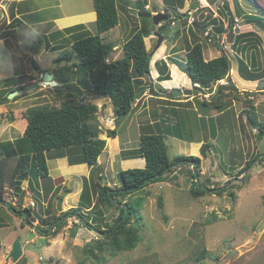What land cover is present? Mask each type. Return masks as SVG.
<instances>
[{"label": "rangeland", "instance_id": "rangeland-1", "mask_svg": "<svg viewBox=\"0 0 264 264\" xmlns=\"http://www.w3.org/2000/svg\"><path fill=\"white\" fill-rule=\"evenodd\" d=\"M179 1L182 2L181 8L174 5V2ZM179 1L118 0V26L101 35L105 42H111L114 47L109 60L122 57V45L131 32L144 28L150 32L145 38V47L152 57V82L158 81L159 75L155 78L157 72L169 74L170 80H173L176 77V73L172 77L174 66L186 73V52L194 43L202 44L206 60L221 55L214 41L206 36L209 32H215L219 24L225 29L222 39L226 44L222 45V50L231 60L230 77L237 88V92L232 94L225 92L223 99L226 105L223 110L220 112L212 108H200L198 101L209 100L218 92L220 86L228 84L227 79L208 88L200 87L196 94V91L190 89V96L172 98L168 94L152 95L149 90L151 78L146 76L142 79L144 92L142 91L135 102L133 112L130 116L119 119H115L108 99L96 98L83 91L84 98L81 102L97 106L96 118L101 132L99 138L106 142L95 166L96 174L90 177V168L85 164L73 168L67 159L64 162L56 161L57 152L51 151L47 160L51 178H37L33 163H29L26 179L20 182V187L25 192L23 197L19 195L21 200L14 192L15 181L19 180L15 175L19 150L14 141L22 136L26 125L23 115L33 106H59L70 93L66 86H78V75L72 71V65L78 63V60L70 45L72 36L64 30L82 24L88 32L81 30L80 33L85 32L81 34L86 36L95 35L96 27L91 16L94 11L92 0H40L27 5L23 2L22 7L33 10L29 17L23 18L25 23L19 20L27 28L21 26L18 19L13 20L10 17L12 0L0 2V81L16 75H26L21 82L26 87L34 86L28 92L9 99L8 103L0 106V264L83 262V247L99 237V234L88 230L75 217L66 219L54 236L52 233L56 230L55 227H52L49 235L40 232L38 228L45 229L46 220L53 221L62 212L77 207L84 183L88 184L93 180L101 186L117 188L120 183L117 177L119 172L143 169V159H124L130 152L138 150L139 136L144 134V127H148L150 133H163L166 136L171 159L178 155L196 156L200 159L199 168L194 170L199 171V183L211 188L226 187L227 192L222 195L210 193L193 197L190 193V173L193 169L184 165L180 169L175 168L174 173L168 175L163 182L148 186L142 193L134 192L125 199L123 195L118 196V201L123 203L142 198L140 220L132 217V224L140 227V241L131 252H123L113 257L105 254L102 264H264V136L257 138L252 125V122L264 123V30L258 24L244 25L243 18L235 14L236 10L242 15L252 14L264 18L258 12H264V0ZM147 7L149 10H146ZM155 10L167 15L169 22H173H162L154 26L151 19L132 14V11H137L153 15ZM76 13H82L84 21L74 25H61V29L52 27L56 25L51 20L53 17ZM229 15L233 17V22L234 18L238 19V28L235 27V22L229 28ZM49 21L52 23H48ZM213 21L216 24H212ZM261 22L264 25V19ZM196 23L205 24V29L196 27ZM161 25H167L165 32L159 30ZM31 32L40 39L38 53L34 57L40 68L37 72L32 69V55L28 49L31 45ZM55 32H60L61 35H53ZM153 32L163 36L157 49L155 47L158 39L152 36ZM247 32L255 33L260 39V45L257 50L242 58L249 63L255 57L262 68L259 81H249L248 84L244 83L248 81L237 71L241 54L232 48L233 37ZM63 38L70 40L63 43ZM58 44L65 46L60 50L47 48L48 45L52 47ZM61 55L68 56V60L56 62ZM164 65L167 66V71ZM65 68L68 71L60 77L61 69ZM43 71L49 72L54 79L62 82H57L61 89L45 86L42 81L43 74H40ZM10 116L14 118L12 123ZM178 121L177 128L175 125ZM175 127L182 138L193 139L199 143L175 138L172 135L177 134ZM109 131H115L116 137L109 138ZM203 143L212 145L206 157L200 152ZM13 151L17 155L11 156ZM256 155L257 159L251 164L245 178L241 171ZM56 190L58 191L55 195L53 193ZM231 192L234 198L230 197ZM159 199L162 200V208L158 205ZM59 201L61 212L58 211ZM7 202L17 209L30 207L32 217L29 218V223L32 226L23 217L16 216L9 210L5 205ZM102 213L108 224H112L118 216V211L114 208L103 209ZM88 214L90 218L95 217L92 212ZM17 237L20 238L22 255L13 263L10 253ZM202 249L205 250L203 256ZM86 264L94 262L86 261Z\"/></svg>", "mask_w": 264, "mask_h": 264}, {"label": "trees", "instance_id": "trees-1", "mask_svg": "<svg viewBox=\"0 0 264 264\" xmlns=\"http://www.w3.org/2000/svg\"><path fill=\"white\" fill-rule=\"evenodd\" d=\"M117 3L118 0H92L93 10L96 14L94 22L96 27L95 35L84 36V34H81L88 32L82 24L64 30L68 35L72 36L70 45L75 58L78 60V63L72 65V71L78 75V86H66L70 93L68 94V98L61 102L59 106H33L25 111L23 118L26 125L22 136L14 141L19 150L17 172L15 174L19 177V180L15 181L14 192H16L20 200L25 193L20 187V182L26 179V168L29 163H33L37 178L42 180L49 178L47 160L48 153L51 151L57 152V159L66 157L70 166L87 165L90 168V177L96 174L95 166L105 148L106 142L99 138L101 132L96 118L97 106L85 101L81 102V99L84 98L83 91L96 98L108 99L112 105L115 119L130 116L135 102L138 100L140 94H142V91L144 92L145 87L143 86L142 79L149 76L152 58L145 47V38L150 35L149 30L141 28L132 31L122 45V57L112 61L109 60V57L114 47L111 42H105L101 37L102 34L118 26ZM174 5H178L177 8H181L182 2H174ZM258 12L264 15L262 10H258ZM235 14L237 17L243 18L244 25L254 26V24H258L264 30L263 22H261V19L264 18L252 14L242 15L236 10ZM228 20L229 28H232L234 23L233 17L229 15ZM18 22L21 26L27 28L19 19ZM172 22L173 20H170L167 23L171 24ZM215 22L213 21L212 24H216ZM196 27L205 29L206 25L196 23ZM166 28L167 25H161L159 30L165 32ZM81 30H85V32L80 33ZM224 32L225 29L218 24L215 32H209L207 36L208 39L214 41L216 48L221 52L220 56L206 60L203 56L202 44L196 42L187 50L185 64V71L191 82L193 84L198 83L202 88H208L218 81L227 79L228 84L220 86L218 92L209 100L198 101L200 108H212L220 112L223 110L224 105H226L223 99L225 92L231 94L232 92H237V88L230 77V71L232 70L231 60L222 50L218 39L215 37L216 35L221 36ZM29 34L31 43H36L40 46L38 35L33 32ZM53 35L60 36L61 33L55 32ZM69 40L63 38L62 42L68 43ZM259 45L260 39L253 32L238 33L233 37L232 48L241 54V57L238 58L237 71L244 80L248 81L244 82L246 84L249 81H259L262 75L260 74L262 68L255 57L248 63L242 56L257 50ZM62 46L65 45L58 44L52 47L48 45L47 48L60 50ZM67 60L68 56L61 55L56 59V62ZM172 63L175 62L172 61ZM164 66L167 71V66ZM65 71H68V68L61 69L60 77L63 76ZM43 73L44 71L40 74ZM25 78L26 75H16L0 81V106L8 103L9 99L7 97L9 94L26 87L21 82ZM170 79L169 74H162L161 72L157 80L158 82H162L169 81ZM53 80L62 84L59 80L57 81L54 78ZM65 82L63 81V83ZM149 90L152 95L161 96L154 90L153 83L149 86ZM193 90L196 91L195 94L198 91V89ZM168 95L172 97L171 94ZM248 119L251 121L250 116ZM9 120L12 123L14 118L10 116ZM252 125L256 131V137L261 139L264 136V123L252 122ZM175 126L179 127V121ZM176 127L174 131L177 134H172L175 138L189 143H199V141L193 139L187 140L182 138L178 134ZM143 129L144 134H140L139 136L138 150L130 152L128 156L131 159H144L145 167L143 169H128L119 172L117 177L119 182H123V184L120 185L119 183L117 188L107 185L101 186L100 183L93 180L91 183H84L77 207L62 212L53 221L46 220L45 229L38 228L40 232L49 235L51 234L50 230L52 227H55L56 230L52 233L54 236L66 219L75 217L79 223L85 224L88 230L100 232L99 237L83 247L82 252L85 260L79 264H86V261L102 264L105 254L113 257L123 252L133 251L140 241V227L138 224H132V217L138 221L140 220L139 209L142 208V198L139 197L134 202L127 201L123 203L122 201H118L119 205L127 206L126 211L122 207L118 208L113 205V199L118 200V196L120 195H123V199H125L129 197V194L134 192L142 193L148 186L163 182L168 175L174 173L175 168L180 169L181 166L186 165L193 169V172L191 171L190 173L192 179L190 193L193 197L204 196L210 193L222 195L224 192H227L225 190L226 187L211 188L204 183L197 182L199 173H197V176L194 175V170L200 166V159L198 157L178 155L171 159L168 155V146L165 141L166 136L163 133H150L149 131L151 130L148 127H144ZM170 131L171 129H169ZM108 137L115 138L116 132L109 131ZM211 146L210 143L202 144L200 152L203 157L207 156V152L211 149ZM10 154L11 156L17 155L14 151ZM256 159L257 155L248 161L243 167L241 174L244 175ZM99 179L102 180V177H99ZM28 185L30 186V183ZM203 187H206L207 190H204ZM57 191L53 194L56 195ZM19 195H22V197ZM229 195L234 198L232 192ZM5 205L16 216L23 217V220L29 223V218L32 217L30 207L17 209L8 202ZM158 205L160 208L163 207L161 199H159ZM108 208H114L118 211V216L112 224L106 223L103 219L102 210H107ZM90 212L95 214L94 218L89 217L88 213ZM201 253L203 256L205 250L202 249Z\"/></svg>", "mask_w": 264, "mask_h": 264}, {"label": "water", "instance_id": "water-1", "mask_svg": "<svg viewBox=\"0 0 264 264\" xmlns=\"http://www.w3.org/2000/svg\"><path fill=\"white\" fill-rule=\"evenodd\" d=\"M3 4H5V3H3ZM132 14L138 16L139 18L151 19L154 26H158L162 22H168L169 21L168 20L169 18H168L167 15H164L162 13H158L157 10L154 11L153 15L146 14V13H138L137 11H132ZM152 36H155L158 39L157 40V45L155 47V49H157L161 45V42L163 40V36L161 34L157 33V32H153ZM38 47H39V45L36 44V43H33V44L28 46V49L30 50V53L32 55L31 66H32V69L35 72H37L40 69L39 65L34 60V57L38 53ZM149 76H150L151 82H152L153 79H152L150 73H149ZM42 81H43L45 86H48V87L56 89V90L57 89H61V86L58 85V83L53 80V76L49 72H44L43 73ZM152 83H153L154 90L160 95L171 94L173 98H179L180 96H190V94H191V91L188 90V89L173 88V89L167 90L161 84V82L153 81ZM33 88H34V86H27V87H25V88H23L21 90H16L13 93L9 94L8 99H12V98H14L16 96H20V95L28 92L29 90H31ZM83 102L84 101H82V103ZM246 174H247V172H245L244 176H246ZM194 175L197 176V172L196 171H194ZM122 184H123V182H120V185H122ZM203 189L207 190L206 187H203ZM113 205H115L118 208L122 207L125 211L127 209L126 205H123V206L119 205L117 199H113ZM61 210H62L61 201H59L58 211L61 212ZM29 225L32 226V224H30V223H29ZM83 225H85V224H83ZM95 232L100 235V232H98V231H95ZM21 255H22V249H21V244H20V238L17 237L15 239V241L13 242V244H12V251L10 253V258L12 259L13 263H15V262H17L20 259Z\"/></svg>", "mask_w": 264, "mask_h": 264}, {"label": "crops", "instance_id": "crops-1", "mask_svg": "<svg viewBox=\"0 0 264 264\" xmlns=\"http://www.w3.org/2000/svg\"><path fill=\"white\" fill-rule=\"evenodd\" d=\"M35 1H40V0H12L13 5L11 6V9H10L11 10V16L10 17H12L13 20L19 19V20H22L24 22L23 18L29 17L30 14L33 12V10H29V9L22 7V3L25 2L27 5L28 3H34ZM91 16H92L93 21H94L96 19V14L94 11L91 13ZM84 19H85L84 15L82 13H76L75 15H71V14L70 15H62L61 17H58V18L53 17L51 20L53 22L55 21V23H56V25L54 24V26H52V27H56L55 29H61V27H62L61 25H64V26L65 25H74L76 23H81L82 21H84ZM42 22H45V21H42ZM48 23L51 24L52 22L49 21ZM51 30H53V29H51ZM48 33L49 32H46V34H48ZM175 68L176 67L174 66L172 69V77H173V73H176V77L173 78V80L162 81L161 84L167 90H170L173 88H181V87L183 89L187 88L188 90H190V89L192 90V82H191L190 78L187 76V74L185 72L183 73V72L179 71L177 68L175 70ZM158 75L159 74L157 72L155 74V78L158 77ZM128 156L129 155H127V157H125L124 160H135V159L128 158ZM66 159L67 158L65 157V158H58V159L56 158L55 160L56 161L62 160L59 162H64ZM137 159H141V158H137ZM74 167L77 168V167H80V165H78V166L74 165L73 168ZM49 178H51L50 174H49Z\"/></svg>", "mask_w": 264, "mask_h": 264}, {"label": "built area", "instance_id": "built-area-1", "mask_svg": "<svg viewBox=\"0 0 264 264\" xmlns=\"http://www.w3.org/2000/svg\"><path fill=\"white\" fill-rule=\"evenodd\" d=\"M146 10H149V7H147ZM234 22H235V27L238 28V23H239L238 19H237V18H234ZM236 28H234V34H235V30H236ZM206 36H208V33H207ZM235 36H236V35H235ZM215 37L218 39L219 45L221 44L220 47H221L222 49H224L222 45H224V44H226V43H225V41L222 39V35H221V37H220L219 35H216ZM209 40H210V39H209ZM232 45H233V42H232ZM200 87H201V86H200L198 83H194V84H192V89H198V88H200Z\"/></svg>", "mask_w": 264, "mask_h": 264}, {"label": "clouds", "instance_id": "clouds-1", "mask_svg": "<svg viewBox=\"0 0 264 264\" xmlns=\"http://www.w3.org/2000/svg\"><path fill=\"white\" fill-rule=\"evenodd\" d=\"M193 84V83H192ZM193 90V89H192Z\"/></svg>", "mask_w": 264, "mask_h": 264}, {"label": "flooded vegetation", "instance_id": "flooded-vegetation-1", "mask_svg": "<svg viewBox=\"0 0 264 264\" xmlns=\"http://www.w3.org/2000/svg\"><path fill=\"white\" fill-rule=\"evenodd\" d=\"M31 44H33V43H31Z\"/></svg>", "mask_w": 264, "mask_h": 264}]
</instances>
